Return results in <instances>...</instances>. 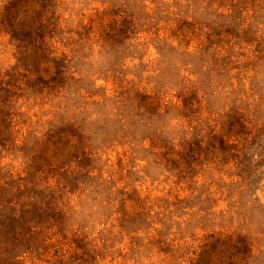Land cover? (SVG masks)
I'll return each instance as SVG.
<instances>
[{"label":"clouds","instance_id":"1","mask_svg":"<svg viewBox=\"0 0 264 264\" xmlns=\"http://www.w3.org/2000/svg\"><path fill=\"white\" fill-rule=\"evenodd\" d=\"M36 216L52 264H264V0H0V264Z\"/></svg>","mask_w":264,"mask_h":264},{"label":"trees","instance_id":"2","mask_svg":"<svg viewBox=\"0 0 264 264\" xmlns=\"http://www.w3.org/2000/svg\"><path fill=\"white\" fill-rule=\"evenodd\" d=\"M25 37H29V33H24ZM23 174V173H21ZM58 220V217L56 216H36L33 217V231H36L37 233H32L31 229L27 226V224L23 225V230L21 231V236H27L29 240L35 241L37 238L40 239V243L43 245L41 248V254L46 252L47 250L51 249V246L53 244V240L51 238L54 235H59L56 233V225L55 221ZM53 221V222H51ZM27 242V241H26ZM29 254L27 252L22 254L21 262L24 264V255Z\"/></svg>","mask_w":264,"mask_h":264},{"label":"rangeland","instance_id":"3","mask_svg":"<svg viewBox=\"0 0 264 264\" xmlns=\"http://www.w3.org/2000/svg\"><path fill=\"white\" fill-rule=\"evenodd\" d=\"M140 35H143V34H140ZM112 87V84H111V81H109V85H108V89L110 90ZM227 140V138H226ZM17 142H19V137L17 138ZM126 155V153H125ZM8 160V157H5L4 158V161L3 162H6ZM15 163V161L13 162ZM181 195H183V192L181 193ZM126 203V206H127V202ZM143 203L145 202H140V205H139V209L140 211H145V209L143 208ZM219 203H223L222 201L219 202ZM132 207L135 209L137 207V205H132ZM51 240H53V244L51 246V249L50 250H47L46 252L42 253L40 255V258L39 259H29V254H26L24 255V264H52V262L54 260L57 259L58 256L61 255V253L59 251H57L55 254H54V248H57V249H72V250H75V251H79V248L83 249L84 248V245L82 243V241L80 240H74V243L76 245H69V244H66V243H60L59 242V235H54ZM64 255H67V252L64 253Z\"/></svg>","mask_w":264,"mask_h":264}]
</instances>
